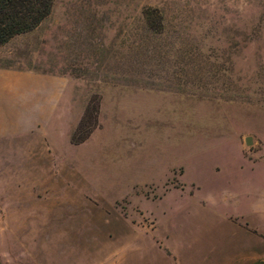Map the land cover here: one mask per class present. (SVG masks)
I'll return each instance as SVG.
<instances>
[{"label":"rangeland","instance_id":"1","mask_svg":"<svg viewBox=\"0 0 264 264\" xmlns=\"http://www.w3.org/2000/svg\"><path fill=\"white\" fill-rule=\"evenodd\" d=\"M0 69V264H264V0H55Z\"/></svg>","mask_w":264,"mask_h":264},{"label":"trees","instance_id":"2","mask_svg":"<svg viewBox=\"0 0 264 264\" xmlns=\"http://www.w3.org/2000/svg\"><path fill=\"white\" fill-rule=\"evenodd\" d=\"M54 2L55 0H0V47L17 36L39 28L52 14ZM148 15L153 16L149 12ZM152 20L151 24H155V19ZM162 22L161 19L158 24L162 26ZM84 123H81L78 133L72 140L76 145L88 140L92 133L91 130H84ZM79 134L81 136H78Z\"/></svg>","mask_w":264,"mask_h":264},{"label":"crops","instance_id":"3","mask_svg":"<svg viewBox=\"0 0 264 264\" xmlns=\"http://www.w3.org/2000/svg\"><path fill=\"white\" fill-rule=\"evenodd\" d=\"M25 75L33 74L0 69V131L7 133L15 128L25 129L24 94L28 90L24 86ZM32 127L37 128L38 125L33 124Z\"/></svg>","mask_w":264,"mask_h":264},{"label":"water","instance_id":"4","mask_svg":"<svg viewBox=\"0 0 264 264\" xmlns=\"http://www.w3.org/2000/svg\"><path fill=\"white\" fill-rule=\"evenodd\" d=\"M246 143H247V145H251L252 144V142H251V140L248 138L247 140H246Z\"/></svg>","mask_w":264,"mask_h":264}]
</instances>
